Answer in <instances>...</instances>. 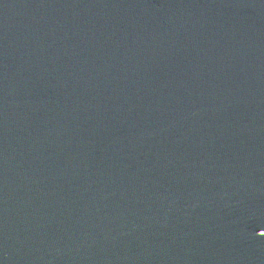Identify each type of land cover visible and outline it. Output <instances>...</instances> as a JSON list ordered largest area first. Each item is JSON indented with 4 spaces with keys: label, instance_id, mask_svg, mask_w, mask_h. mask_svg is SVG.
Instances as JSON below:
<instances>
[{
    "label": "water",
    "instance_id": "water-1",
    "mask_svg": "<svg viewBox=\"0 0 264 264\" xmlns=\"http://www.w3.org/2000/svg\"><path fill=\"white\" fill-rule=\"evenodd\" d=\"M0 264H264V0H0Z\"/></svg>",
    "mask_w": 264,
    "mask_h": 264
}]
</instances>
